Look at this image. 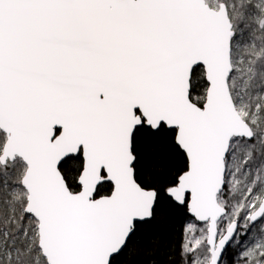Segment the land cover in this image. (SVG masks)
I'll return each mask as SVG.
<instances>
[{"label": "snow or ice", "instance_id": "1", "mask_svg": "<svg viewBox=\"0 0 264 264\" xmlns=\"http://www.w3.org/2000/svg\"><path fill=\"white\" fill-rule=\"evenodd\" d=\"M0 264H264V0H0Z\"/></svg>", "mask_w": 264, "mask_h": 264}, {"label": "trees", "instance_id": "2", "mask_svg": "<svg viewBox=\"0 0 264 264\" xmlns=\"http://www.w3.org/2000/svg\"><path fill=\"white\" fill-rule=\"evenodd\" d=\"M179 228H180V221L179 219H177L173 225L171 226V228L169 229L170 234L178 240L179 238Z\"/></svg>", "mask_w": 264, "mask_h": 264}]
</instances>
